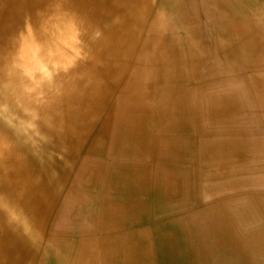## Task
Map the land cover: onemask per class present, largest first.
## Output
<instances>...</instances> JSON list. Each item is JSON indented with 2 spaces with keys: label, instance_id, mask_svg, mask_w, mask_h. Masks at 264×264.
Returning <instances> with one entry per match:
<instances>
[{
  "label": "bare ground",
  "instance_id": "bare-ground-1",
  "mask_svg": "<svg viewBox=\"0 0 264 264\" xmlns=\"http://www.w3.org/2000/svg\"><path fill=\"white\" fill-rule=\"evenodd\" d=\"M259 1L0 0V264H264Z\"/></svg>",
  "mask_w": 264,
  "mask_h": 264
},
{
  "label": "rangeland",
  "instance_id": "rangeland-1",
  "mask_svg": "<svg viewBox=\"0 0 264 264\" xmlns=\"http://www.w3.org/2000/svg\"><path fill=\"white\" fill-rule=\"evenodd\" d=\"M260 3H261V6L259 7V8H261V10H259L260 11V14L261 15H264V11H262V5H263V2L262 1H259ZM211 7H213V6H211ZM249 72H244V74H248ZM250 74H252V73H250ZM249 74V75H250ZM231 190H225V191H223L222 193H227V192H230ZM212 198H214V196L213 195H209V196H207L206 197V200H210V199H212Z\"/></svg>",
  "mask_w": 264,
  "mask_h": 264
}]
</instances>
